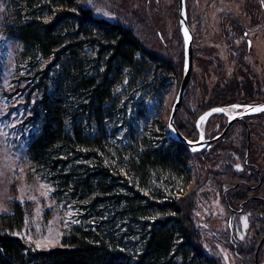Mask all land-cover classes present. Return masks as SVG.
Instances as JSON below:
<instances>
[{"label":"trees","instance_id":"obj_1","mask_svg":"<svg viewBox=\"0 0 264 264\" xmlns=\"http://www.w3.org/2000/svg\"><path fill=\"white\" fill-rule=\"evenodd\" d=\"M1 1L2 29L37 90L30 167L75 218L59 245L37 249L18 235L26 212L14 203L0 214V264H220L202 247L192 194L172 193L192 181L200 152L162 138L165 124L148 114L147 99L176 77L173 62L78 0ZM241 90L228 86L212 102ZM175 122L191 138L193 123Z\"/></svg>","mask_w":264,"mask_h":264},{"label":"rangeland","instance_id":"obj_2","mask_svg":"<svg viewBox=\"0 0 264 264\" xmlns=\"http://www.w3.org/2000/svg\"><path fill=\"white\" fill-rule=\"evenodd\" d=\"M78 1L91 7L97 16L132 27L148 49L170 59L177 67L176 77L162 96L147 99L149 116L165 124L167 131L162 138L170 137L167 122L183 71L178 0ZM251 2L186 0L193 33V67L176 120L183 126L193 123L192 139L198 136L197 117L223 103L212 102L216 91L228 86L243 89L226 103L244 98L248 90L253 91L254 100L264 98V16L260 12L252 17ZM2 3L0 0V214L10 213L14 203L21 204L26 214L18 235L34 248L48 249L59 245L68 222L75 218V211L69 204L58 203L52 196V184L30 167L27 146L35 129L32 108L37 90L32 92L33 83L18 61L20 44L2 29ZM244 32L252 42L250 50L246 48ZM223 121L222 114L212 113L202 129L213 138ZM241 131L238 126L231 135L235 139L222 145L227 148L226 159L229 151L243 153L245 140L237 139ZM262 134L252 136L254 149L259 151H264ZM218 145L214 143L207 154L191 156L192 181L185 188L175 187L172 193L178 196L186 190L192 194L193 219L201 233L202 247L209 255L220 264H254L253 253L261 234L256 238L246 214L233 215L222 200L217 179L220 169L226 168L222 165L226 161L224 155L223 159L219 156ZM234 168L245 170L241 156L234 161ZM258 258V264H264V247Z\"/></svg>","mask_w":264,"mask_h":264},{"label":"flooded vegetation","instance_id":"obj_3","mask_svg":"<svg viewBox=\"0 0 264 264\" xmlns=\"http://www.w3.org/2000/svg\"><path fill=\"white\" fill-rule=\"evenodd\" d=\"M250 10H252V17L255 14H259L260 12L264 16V0H253L250 3ZM238 30V27H237ZM245 43L247 50L251 49L252 42L247 37V33L244 32ZM242 46L240 45V49ZM240 53H238V56ZM242 54V53H241ZM243 90V89H242ZM249 99L241 98L233 103L223 102L221 106H231V112L234 114L241 111L240 108L233 107V105H249V104H260L264 102V98L255 99L252 96ZM247 94V93H246ZM224 117V121L219 128L217 134L222 133L226 125L228 124V115L225 113H220ZM264 110L243 116V119H235L232 125L229 127L227 132L220 136L216 141L208 144L205 148L202 149L200 154H207L211 150V146L214 143H219L217 149L219 150V156L223 159V155L225 156V161L222 162L226 167L224 169H220L221 173L218 174V185L222 191V200L224 201L225 206L230 210L233 215H241L246 214V217L251 224V228L253 230V234L257 238V234H261L260 240L254 250V264H258L259 255L264 247V151H259L252 143V136L260 133H263L264 136ZM208 118V117H207ZM241 127L242 131L240 135H237V139L245 140V149L241 155L237 153V151H229L230 156L229 159H226V150L222 145L227 141L231 140L234 137L231 136L233 130L237 129V127ZM259 129L263 131L260 132ZM258 131V132H256ZM205 139H211L203 130ZM216 135V134H215ZM264 138V137H263ZM235 139V138H234ZM264 142V141H262ZM231 144L235 145L233 140ZM259 149V147H258ZM264 150V147H263ZM242 157V164L245 170H237L234 168V161H236L237 157ZM261 160V161H259Z\"/></svg>","mask_w":264,"mask_h":264},{"label":"water","instance_id":"obj_4","mask_svg":"<svg viewBox=\"0 0 264 264\" xmlns=\"http://www.w3.org/2000/svg\"><path fill=\"white\" fill-rule=\"evenodd\" d=\"M178 18H179V31L183 45V71H182V77L179 87L177 89L176 95L174 97L170 109L167 125H168L169 136L176 141L184 143L188 147L190 153L196 154L201 152L202 149L205 148V146L216 141L220 136L225 134L229 129V127L232 125V123L235 121V119H243V116L259 112V111H254L253 109H264V102L260 104H249V105L235 104L233 105V107L241 109V111L236 114L230 111L231 106L219 105V106L211 107L208 110H206L204 113L200 114L196 119L195 127L198 131L197 138L191 139L186 137L179 130L175 122L178 109L182 103V100L184 98V95L186 93L189 84L192 67H193V33L188 22L186 0H178ZM185 33H187V36L185 35ZM216 109H220L222 111H215ZM216 112L225 113L226 115H228L229 117L228 124L226 125L222 133L215 135L211 139H205L204 132L202 129L203 123L210 114Z\"/></svg>","mask_w":264,"mask_h":264},{"label":"snow or ice","instance_id":"obj_5","mask_svg":"<svg viewBox=\"0 0 264 264\" xmlns=\"http://www.w3.org/2000/svg\"><path fill=\"white\" fill-rule=\"evenodd\" d=\"M185 35L187 36V33H185ZM254 111H261V110H264V109H253ZM215 111H222L220 109H216ZM203 119V118H202Z\"/></svg>","mask_w":264,"mask_h":264}]
</instances>
